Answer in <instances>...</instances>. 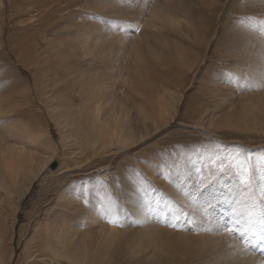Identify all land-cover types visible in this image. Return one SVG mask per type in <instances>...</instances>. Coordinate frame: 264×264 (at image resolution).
<instances>
[{"label":"rangeland","instance_id":"1","mask_svg":"<svg viewBox=\"0 0 264 264\" xmlns=\"http://www.w3.org/2000/svg\"><path fill=\"white\" fill-rule=\"evenodd\" d=\"M2 2L0 264H31L43 228L80 204L96 209L97 264H259L264 0ZM38 3L50 10L37 52L50 51L33 64L16 51L38 38ZM236 152L251 156L247 184Z\"/></svg>","mask_w":264,"mask_h":264},{"label":"bare ground","instance_id":"2","mask_svg":"<svg viewBox=\"0 0 264 264\" xmlns=\"http://www.w3.org/2000/svg\"><path fill=\"white\" fill-rule=\"evenodd\" d=\"M2 1L0 2V26H2L4 24V22H3V9H4L5 5L3 4ZM38 2H40V0H38ZM25 4H27V3H25ZM49 10H50V8L47 4L40 3L38 5L37 9H35L33 12L30 11L31 15H30L29 19H34L37 22L36 23L37 24L36 31H34L32 33L31 37L35 38L38 36V38L31 40L26 35L25 36L22 35L20 37L21 39L17 43L18 48H17L16 53H18V55H19V52L22 50H24L25 52H28L26 55H29V60H30V62H33V64H39L41 55L50 51L49 45L46 44L45 49L42 48L41 50H39L37 52V49L39 47L38 39L41 38L42 41L44 40L45 42H47V38L44 37V34L46 32H48V24L45 23L44 18L48 15ZM0 31H1V28H0ZM28 42H29V44H28ZM35 54H37V55H35ZM36 56H38V57H36ZM18 57H20V56H18ZM97 66L98 65H96V67ZM96 72H98V71L96 70ZM95 74L96 75H95V77H93L94 78L93 82H98V81L101 82L102 76L101 75L98 76V73H95ZM98 78H100V79L98 80ZM90 79L88 82H90ZM96 86H98V85H96ZM96 86H93V87L96 88ZM13 87L14 86H9L8 90H12ZM95 88H92L93 89L92 91H94ZM83 118L84 117L82 115H79L77 120L81 121ZM75 120H76V116L72 118L73 124H74ZM82 126L83 125L80 124L79 128L81 129ZM114 129L116 132L113 133L114 134L113 136L115 138H118V136H120L118 138V140L116 141L117 145H123V143L120 142L122 140H124L126 145L130 142H132V144L134 143L133 136L132 137L129 136L128 133L124 134L123 130H118L116 128H114ZM130 129H131V126H130ZM23 164L24 163H22V161L20 163H18L14 160V158H11V160L8 159L5 166L7 169L12 170L14 168L18 169L19 166H21ZM24 171H26V168ZM6 173H7V171H6ZM28 181L25 180V182L22 184L23 185L22 187H25L26 183ZM144 204L145 203L143 202V205ZM141 205H142V203H141ZM140 208H141L140 205L137 206L135 211L138 214L140 221L149 226L150 224H152V223H150L149 216L144 218L146 215L150 214L149 210L146 209V211L143 212V211H139ZM66 211H68L71 214L68 215L66 212H64V213L60 212L58 215H56V217H61L63 219V222L60 224V226L52 227L50 224H47L46 227L43 228V231H41L42 233L44 232V234L42 236H40L38 233L41 229L37 230L38 232L36 233V235L38 234L37 236L38 237L40 236L38 238L40 243L37 244L38 239L35 240L37 245L35 246V249H34L35 251L33 252V257L31 256L32 258L30 260V261H33L32 262L33 264H80V262L78 261V258H80L82 255H85V254L87 255V257H89L91 259L90 264H97V258H96V251H97L96 242L97 241H96V238L95 239L93 238V236H94L93 232H95L93 229V224L95 222V217L97 214L96 209L95 208L88 209V208L83 207L82 204H80L77 206V208L68 207V209ZM62 213H63V215H62ZM82 216H85V219L88 223L87 224L88 226H87L86 234L83 236L82 241L76 242L72 239H74V238L78 239L79 238L78 234H80V231L79 230L77 231V229H78L79 224H81L80 220H81ZM68 218H69V220H68ZM88 235L90 237L86 238V236H88ZM97 240H98V238H97ZM30 254H31V252H30ZM253 260H255L256 262L259 263L258 260L254 259V258H253Z\"/></svg>","mask_w":264,"mask_h":264},{"label":"snow or ice","instance_id":"3","mask_svg":"<svg viewBox=\"0 0 264 264\" xmlns=\"http://www.w3.org/2000/svg\"><path fill=\"white\" fill-rule=\"evenodd\" d=\"M231 162L237 164V166L244 173V179H243L242 183H244V184L249 183L248 174H249V170H250V167H251V156H250V154L247 157H245L241 152H236L234 155H232ZM107 222L109 224L114 225V226L117 225V221L116 220H108ZM173 227H175V226L173 225ZM224 230L227 231V232H234L235 228L234 227H230V226H225ZM249 231H251L250 227L243 228L241 230V236L243 237ZM245 247L247 248V245H245ZM259 264H264V259H262L259 262Z\"/></svg>","mask_w":264,"mask_h":264}]
</instances>
